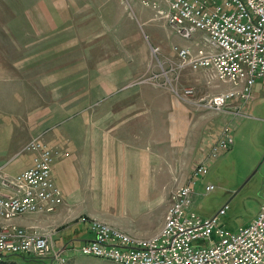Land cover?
I'll use <instances>...</instances> for the list:
<instances>
[{"label": "crops", "instance_id": "obj_1", "mask_svg": "<svg viewBox=\"0 0 264 264\" xmlns=\"http://www.w3.org/2000/svg\"><path fill=\"white\" fill-rule=\"evenodd\" d=\"M129 4L130 7L120 0H68L67 3L66 0H51L50 3L40 0L33 14L29 13L31 9H21L19 15L23 22L20 26L23 37L27 33L34 38L57 37L59 30H53L59 27L60 22L76 24L84 21L87 26L91 22L92 25L90 29L82 30L83 36L93 39L115 32L116 37L121 38L120 46L115 45L111 53L106 52L107 56H103L104 60L97 68L98 75L89 77L91 81L88 84L100 86L102 92L100 99L103 104L94 116L91 110L73 112L66 109L64 103L61 107L60 103H54L59 102L60 95L53 88L54 78H57L53 73L49 77L51 83H48L52 88L44 98L38 91V87L45 85L42 83L44 63L39 55L48 54L46 48L24 45L20 40L19 45L13 47L11 32H2L6 41L4 46H0V175L13 177L31 166L34 153L23 151V147L31 138L43 134L48 144L59 151L52 172L63 191V202L55 210L26 213L13 221L30 230L47 233L54 247L68 245L61 255L72 264L92 258L116 264L104 258L73 252L75 248L69 247L93 238L89 219L83 220V217H97L100 213L94 210L93 201L95 199V204H98L101 192L110 190L112 198L121 196L123 206L128 210L130 205L132 209L129 211L134 214L136 211L147 215L156 209L159 218L152 224L145 221L143 226L147 231L142 235L132 233L139 237L154 235L162 227L170 204L171 183L177 181L179 174L187 168L189 157L197 162L204 157L202 149L208 150L220 136L222 127L228 124L223 123L220 111L190 110V114L186 105L181 109L178 98L172 99L173 95L160 101V109L149 110L147 114L135 112V108L124 110L123 106H118L123 98L116 93L118 87L135 84V70L138 68L135 63V37L138 36L135 35L140 34L135 27V18L139 17L142 24L153 21L151 8L143 6L140 0H129ZM96 19L100 22L99 28H95ZM28 21L32 23L30 30L34 33L29 32ZM73 24L67 31L71 37H75L74 31L77 30ZM142 52L148 54L147 45ZM177 69L183 80L196 87L194 97L198 100L232 87L230 83L216 79L209 83V73L204 68ZM261 81L264 79L257 80L248 99H234L223 115L243 112L259 95ZM43 101L50 102V105L42 104L29 110L28 102ZM130 102L135 107V101L131 99ZM141 114L151 118L159 116V119L154 120L150 128L141 127L140 122L135 121ZM190 116L192 121L188 122ZM179 118L183 121L178 122ZM178 123L183 126L190 123L185 133L191 131L194 136L197 144L192 148L182 145L181 131L178 132L176 127ZM8 190L4 186V191ZM127 227L133 229L131 225ZM58 262V259L52 260L54 264Z\"/></svg>", "mask_w": 264, "mask_h": 264}, {"label": "built area", "instance_id": "obj_2", "mask_svg": "<svg viewBox=\"0 0 264 264\" xmlns=\"http://www.w3.org/2000/svg\"><path fill=\"white\" fill-rule=\"evenodd\" d=\"M120 1L129 4V0ZM140 2L160 13L185 38L197 37L194 46H174L178 68H204L209 83L216 79L232 85L200 98L203 107L226 111L234 99H248L257 80L264 79V0ZM195 92L193 86H186L180 96L189 99ZM233 132V126L225 124L189 180L174 187L157 233L139 237L106 220L92 218L93 238L72 251L116 264H264V200L258 214L236 231L221 220L230 208L229 202L211 216L192 209L194 184L207 174L214 160L232 148ZM23 151L34 153L32 165L13 177L0 175V261L5 254L46 258L54 252L47 233L30 230L13 219L26 213L53 211L63 202V191L52 172L59 151L42 135L31 138ZM4 186L9 188L7 192ZM213 189V184L206 186L207 191ZM55 255L62 262L66 259L59 252Z\"/></svg>", "mask_w": 264, "mask_h": 264}, {"label": "rangeland", "instance_id": "obj_3", "mask_svg": "<svg viewBox=\"0 0 264 264\" xmlns=\"http://www.w3.org/2000/svg\"><path fill=\"white\" fill-rule=\"evenodd\" d=\"M39 1L11 0L10 2V0H0V46H4L3 43L6 41L3 38L2 32L10 31L13 36V47L18 46L20 40L24 42V45H37L38 47L46 48L45 51L48 54L39 55L44 63L42 83L45 85L38 87V91L46 98L52 88L48 83H51L49 77L53 73L57 77L54 78L55 86L53 88L60 95L59 102L54 103H60L59 106L64 103L65 108L73 112L91 110L94 112V116L101 108V104H103V100L100 99L102 92L100 86L88 84L91 81L89 77L95 74L98 75L99 71L97 68L103 62V56H107L106 52L111 53L112 48L115 45H119L118 42L121 41V38H117L115 32L109 33L106 37L93 39L87 35L83 36L84 32L82 30L90 29L92 25L91 22L87 26L84 21L77 22L76 24L60 22L59 27L53 30H59L60 34L57 37L34 38L30 37L28 33L23 37V30H20V26L23 25L19 16L21 9H31L29 13L33 14ZM45 1L51 2V0ZM127 5L130 7V4ZM150 11L153 13V21L149 23L142 24L139 17L135 18V27L138 28L137 31L140 33L139 35H135L138 36L135 37V63L138 66L135 70V84L128 87H118L116 93L123 97L122 101L118 102V106H123L121 108L124 110L135 108V112L139 111L147 114L149 110L160 109L159 106H162L160 101L162 102L173 95V100L179 99L181 109H183V105H186L188 111H209L200 105V102L195 97L186 99L180 96V92H183L186 86H193L195 89L196 87L190 84V82L183 80L179 75L177 69L178 57L174 46H194L197 37L194 39L185 38L175 28L171 27L160 13L153 9H150ZM87 13L92 12L88 11ZM96 13L99 16L98 10ZM111 21L112 18L109 23ZM104 22L105 19H103ZM28 24L29 32L34 33V31L30 30L32 23L28 21ZM71 24L77 29L74 31L75 37H71L72 35H69V32H67L68 26ZM99 26L100 22L96 19L95 28H99ZM113 28H117V26H113ZM6 45L8 44L6 43ZM145 45L148 46V54L142 52ZM53 65L54 69H51ZM86 76L88 77L87 79ZM260 83L262 84L259 85V95L242 110L243 112L239 111L236 115H225L226 117L223 115L225 112H218L223 123L233 125L234 144L231 149L214 160L210 164L207 174L200 176L194 184L195 193L192 209L202 216H211L226 202H229L230 208L221 220L225 227L233 231L249 223L258 214L264 200V82L261 81ZM131 99L135 101L133 103L135 107H132ZM28 104L29 110H31L35 106L42 104L45 106L50 105V102H28ZM191 111L190 114H192ZM142 116L143 114L135 119V121L140 122L141 127L148 126L150 128L151 123L159 119V116L156 118ZM191 119L192 117L190 116L188 122L192 121ZM181 120L183 121V119L179 118L177 121ZM182 123L181 125L178 123L176 126L178 132L181 131V135H179L183 140L182 145L186 144L188 148H192L197 144L194 142V136L192 137L191 131H188L187 134L185 133L186 126H188L189 130L190 123L185 126ZM144 132L146 133L147 131L144 130ZM179 143L177 142V144ZM198 145L200 146L201 144L199 143ZM202 151L207 152L204 149ZM197 163L191 157L188 158L187 165H185L187 168L181 175L179 174L177 181L171 183L173 184L172 190L176 185L186 183L189 180L188 177H190L189 175H191V171ZM208 184H213L214 189L207 191L206 186ZM101 194L97 205L95 204V199L93 201L94 210L100 213L97 214V217L88 218L84 216L83 220L99 217L98 219H104L122 227L131 234L142 235L143 232L147 231L145 226H143L145 221L152 224L159 218V213L155 211L156 209L147 215L139 214L136 211L134 214L129 211V209H132L130 205L128 210L126 206H123V198L121 196L112 198L110 190L106 193L101 192ZM130 225L133 227L132 230L127 227ZM72 245H69V247L77 249L79 246V244ZM67 246L62 248L53 246V254L46 257V259L33 258L23 254H5L2 257V261L8 264H54L52 260L58 259L59 262L56 264H72L67 261V258L62 262V258L55 255L56 252H59L60 256ZM79 264L110 263L92 258L90 260H81Z\"/></svg>", "mask_w": 264, "mask_h": 264}, {"label": "trees", "instance_id": "obj_4", "mask_svg": "<svg viewBox=\"0 0 264 264\" xmlns=\"http://www.w3.org/2000/svg\"><path fill=\"white\" fill-rule=\"evenodd\" d=\"M0 264H8V263H6L4 261H0ZM10 264H13V263H10Z\"/></svg>", "mask_w": 264, "mask_h": 264}]
</instances>
